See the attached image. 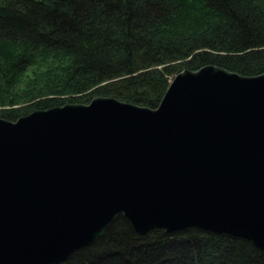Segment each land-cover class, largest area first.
I'll return each mask as SVG.
<instances>
[{
  "label": "water",
  "instance_id": "95a60500",
  "mask_svg": "<svg viewBox=\"0 0 264 264\" xmlns=\"http://www.w3.org/2000/svg\"><path fill=\"white\" fill-rule=\"evenodd\" d=\"M120 216L264 252V75L208 65L156 109L99 97L0 118V264H61Z\"/></svg>",
  "mask_w": 264,
  "mask_h": 264
},
{
  "label": "trees",
  "instance_id": "16d2710c",
  "mask_svg": "<svg viewBox=\"0 0 264 264\" xmlns=\"http://www.w3.org/2000/svg\"><path fill=\"white\" fill-rule=\"evenodd\" d=\"M208 65L264 75V0H0L8 121L99 97L156 109L179 73ZM28 70L25 96L14 98ZM61 264H264V252L200 229L140 235L120 216Z\"/></svg>",
  "mask_w": 264,
  "mask_h": 264
},
{
  "label": "rangeland",
  "instance_id": "374dc122",
  "mask_svg": "<svg viewBox=\"0 0 264 264\" xmlns=\"http://www.w3.org/2000/svg\"><path fill=\"white\" fill-rule=\"evenodd\" d=\"M33 71L34 70H28L23 76H21L17 80V83L13 85V96H14V98L17 97V98L23 100V96H25V93L22 90H23L24 86L29 83ZM24 105H21L18 107H23ZM6 107H9V106L6 105ZM0 109H1V107H0Z\"/></svg>",
  "mask_w": 264,
  "mask_h": 264
},
{
  "label": "bare ground",
  "instance_id": "6f19581e",
  "mask_svg": "<svg viewBox=\"0 0 264 264\" xmlns=\"http://www.w3.org/2000/svg\"><path fill=\"white\" fill-rule=\"evenodd\" d=\"M226 235H228V234H226ZM230 236V235H229ZM236 238H239V237H236ZM247 240V239H246Z\"/></svg>",
  "mask_w": 264,
  "mask_h": 264
}]
</instances>
